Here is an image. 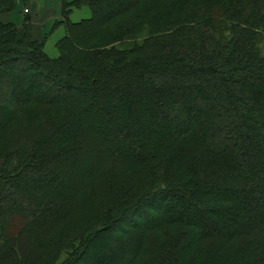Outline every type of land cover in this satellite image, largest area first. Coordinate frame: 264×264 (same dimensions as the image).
I'll list each match as a JSON object with an SVG mask.
<instances>
[{
  "label": "trees",
  "instance_id": "obj_1",
  "mask_svg": "<svg viewBox=\"0 0 264 264\" xmlns=\"http://www.w3.org/2000/svg\"><path fill=\"white\" fill-rule=\"evenodd\" d=\"M163 1L61 0L55 58L0 20V138L57 112L1 144L0 264H264V0Z\"/></svg>",
  "mask_w": 264,
  "mask_h": 264
},
{
  "label": "rangeland",
  "instance_id": "obj_2",
  "mask_svg": "<svg viewBox=\"0 0 264 264\" xmlns=\"http://www.w3.org/2000/svg\"><path fill=\"white\" fill-rule=\"evenodd\" d=\"M170 0H164V4H167ZM52 1H50L51 3ZM37 3L34 2V0H30L24 4L22 0H19L17 3V6L15 9L11 12L3 13L0 15V20L3 22H13L18 26L19 28H22V26H27V28L31 29L34 37L39 41L43 42L44 49L48 53V55L52 58L59 56V51L57 48V42L64 37L65 32L63 27L60 29V26H63L61 23H59L61 20H63L62 15L57 14L49 11V8L37 9L36 8ZM52 6V4H49ZM40 13V15L38 14ZM61 14H62V4H61ZM73 15H71L72 21H80L85 18H90L92 15V12L90 10V7L85 5L80 8L74 9ZM59 20V21H58ZM57 41V42H56ZM120 46V44H115ZM109 48L111 46H108ZM260 48L262 49V52L264 53V41L260 44ZM21 94L20 96H26V93L23 91H19ZM19 96V97H20ZM33 109V108H32ZM30 117L27 118V120L30 123L29 126L24 129L23 126L17 125L14 127L11 132H5L1 138H0V147L1 144L8 142L11 147L21 146L24 145V143H29L30 139L37 136H41L44 133H47L50 131L51 122L53 119L56 118L57 112L56 111H48L47 113H44V110L39 109H33L31 112ZM24 147V146H23ZM27 146H25L26 148ZM33 191L29 188V191L26 193L27 196H31L33 198ZM88 196L86 199H82L79 203L77 208L78 210L87 211L90 207H92L91 199H89ZM85 215V214H84ZM176 231H170L168 234L169 237H173L174 234H176ZM166 235L164 236V233L156 234L154 237H151L147 239V243L149 244V241L151 239H155L157 242H162L166 240ZM212 243V240L205 239L202 240L194 245V248L191 253V257L194 259H197L198 261H204L205 258L208 257L209 251L212 252V249L209 245ZM147 244V246H148ZM148 248V247H147ZM218 251L211 256L217 255Z\"/></svg>",
  "mask_w": 264,
  "mask_h": 264
},
{
  "label": "crops",
  "instance_id": "obj_3",
  "mask_svg": "<svg viewBox=\"0 0 264 264\" xmlns=\"http://www.w3.org/2000/svg\"><path fill=\"white\" fill-rule=\"evenodd\" d=\"M50 1H52V2L50 3ZM34 2L37 3L36 8L39 10L42 9L41 7H43V10H45L46 8H49L50 9L49 11H52L56 14L58 11L59 12L58 15L59 16L61 15V4H62L61 0H34ZM49 4H52V6H50ZM38 14L40 15V13H38ZM62 27L63 26H60V29H62ZM63 29H64V27H63Z\"/></svg>",
  "mask_w": 264,
  "mask_h": 264
}]
</instances>
